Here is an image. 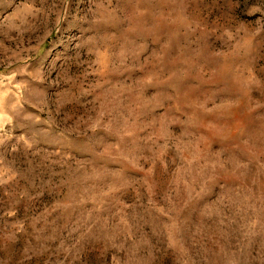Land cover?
I'll use <instances>...</instances> for the list:
<instances>
[{"label": "rangeland", "instance_id": "1", "mask_svg": "<svg viewBox=\"0 0 264 264\" xmlns=\"http://www.w3.org/2000/svg\"><path fill=\"white\" fill-rule=\"evenodd\" d=\"M0 264H264V0H0Z\"/></svg>", "mask_w": 264, "mask_h": 264}]
</instances>
